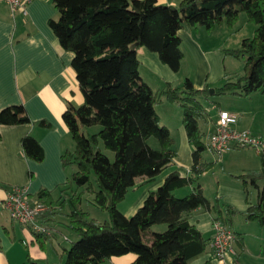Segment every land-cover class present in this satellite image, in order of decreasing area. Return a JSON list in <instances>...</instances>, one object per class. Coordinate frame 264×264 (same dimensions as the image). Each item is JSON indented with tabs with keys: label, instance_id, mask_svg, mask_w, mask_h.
Segmentation results:
<instances>
[{
	"label": "trees",
	"instance_id": "1",
	"mask_svg": "<svg viewBox=\"0 0 264 264\" xmlns=\"http://www.w3.org/2000/svg\"><path fill=\"white\" fill-rule=\"evenodd\" d=\"M57 17L48 20L62 50L73 54L71 68L83 96V103H68L61 115L74 147L60 156L63 169L74 167L61 191L71 186L69 221L64 224L69 247L63 251V264H103L114 256L134 254L131 264H190L205 252L208 240L189 220L195 210L209 213L212 222L230 228L231 218L241 215L264 228V154L261 166L240 175L252 185L262 183L256 202L244 211L227 205L219 197L212 203L204 196L199 176L208 169L200 161L206 149L198 121L204 117L201 99L209 85L195 89L190 79L181 85H167L155 92L139 73L137 50L145 47L158 55L162 64L178 72L182 41L178 32L186 26L212 30L232 26L244 12L255 25L254 35L243 38L240 47L227 50L245 57V73L225 81L214 93L230 92L248 96L256 91L264 96V0H181L177 6L158 4L157 0H51ZM164 98L183 109V125L192 147V165L186 176L168 173L162 184L149 192L142 205L129 217L117 209L137 178L151 180L174 164L176 152L167 127L159 126L155 105ZM22 105L0 110V125L30 124ZM49 127L45 121H37ZM157 141L158 148L150 145ZM23 154L40 162L44 153L30 135L20 140ZM101 147L113 153L110 160ZM193 186L192 192L177 197L174 191ZM86 202L108 214L98 222L80 207ZM70 194V193H69ZM45 210L38 223L41 233L30 231L37 239L48 232L55 210L51 195L42 189L36 196ZM71 233V234H70ZM73 234V236H72ZM30 264H36L30 262ZM208 264V263H206Z\"/></svg>",
	"mask_w": 264,
	"mask_h": 264
},
{
	"label": "crops",
	"instance_id": "2",
	"mask_svg": "<svg viewBox=\"0 0 264 264\" xmlns=\"http://www.w3.org/2000/svg\"><path fill=\"white\" fill-rule=\"evenodd\" d=\"M23 1L25 15L20 13L12 15L8 6L0 1V110L12 105H22L32 121L30 124L0 125V264H16L15 261H21L23 253L27 249L31 250L28 253L30 262L63 264V251L69 245L66 246L61 242L62 239L66 240L64 235L71 237L64 228V224L68 221L69 206L61 205L60 200L67 194L70 197V190L74 194H78L81 189L71 186L70 190L61 191L64 188V183L75 170L73 166L63 169L61 165L62 151L64 149L71 150L74 147L61 115L68 103L80 106L83 103V96L70 65L73 54L61 49L48 26V20L57 17L51 0ZM157 2L158 4L177 6L181 0H157ZM219 27L214 28L211 34L215 33L221 36L222 31V35H226L228 27L225 24H221ZM202 28L184 26L178 32L182 47L189 51L188 53L196 65L193 77L187 75V79L191 80L196 89H201L206 84L213 88L219 87L224 79L235 78L236 75L228 72L224 67L222 61L225 57L222 54H217L215 51L204 52L193 33V30H197L205 36L206 33L203 31L205 29ZM244 35L238 36L236 43H241V40L245 38ZM136 56L140 63V76L153 91H160L167 85L173 88L182 84L184 78L172 72L167 65L162 64L156 53L145 47H140ZM249 96H252L249 97L250 109L227 108L226 111L238 115L237 123L234 125L236 129L247 130L264 142V96L258 91ZM253 107L259 112L252 111ZM41 120L48 123L49 127L36 123ZM216 120V117L208 119L204 116L198 121L206 144V149L200 158L202 163H209L206 156L212 154L208 147V136L213 132ZM164 125L168 128L174 141L173 148L176 152L174 164L165 168L151 180L136 179L135 185L127 190L123 200L117 204L118 211L126 217L134 214L148 193L155 191L168 173L176 171L181 176H186L190 170L192 147L186 137L183 119L178 118L174 127L168 125L167 122ZM25 135L33 137L42 148L44 157L40 162L29 159L23 154L20 140ZM217 166L221 168L227 178L220 180L215 177L213 193H216V197L221 198L224 203L238 211H244L249 205L256 202L257 192L262 183L258 181L252 185L249 180L236 178V176L259 169L261 166L260 154L251 147L232 145L223 154ZM206 176L207 170L200 175V178ZM198 183L206 197L205 193L211 184L208 181L205 184L199 181ZM15 186L25 187L30 198H37V194L42 189L51 195L55 210L48 222V232L44 237L36 238L40 242L38 246L28 234L30 229L11 220L2 208V201L6 194ZM192 190L193 186H186L175 190L174 195L183 197ZM91 197L88 193L82 194L79 204L82 210L86 211L83 200ZM213 197L206 198L212 203ZM88 215L90 214L88 213ZM235 216L231 218V223ZM91 217L95 219L94 216ZM189 222L208 240L204 254L192 260L190 264H264L262 249L253 247L249 243L250 241L244 237L242 230L238 232L231 227L235 233V241L232 245L234 252L226 253L220 260L215 256L209 244L213 224L211 215L198 209L192 213ZM244 222V226H252L251 221ZM258 230H261L262 234L255 243L260 244L264 237L262 236L264 228L259 227ZM241 232L242 235H240ZM58 237L62 239L58 241ZM46 238L49 240L48 244L45 242ZM29 239L31 245L28 248L24 243ZM51 239H55V241L53 242ZM16 252H20L19 258L16 257ZM134 259L135 255L128 253L111 257L103 264H131Z\"/></svg>",
	"mask_w": 264,
	"mask_h": 264
},
{
	"label": "rangeland",
	"instance_id": "3",
	"mask_svg": "<svg viewBox=\"0 0 264 264\" xmlns=\"http://www.w3.org/2000/svg\"><path fill=\"white\" fill-rule=\"evenodd\" d=\"M239 15H240L239 18L236 20V22L232 26L226 25V27H228L226 35H222V31H221V36H218L215 33L211 34V31H213L214 29L206 30L204 27L202 29H205V30H203L206 33V34L204 33L205 36H203V34H201L199 31L193 30V33L195 36L194 38H196V40H198V42L201 44L204 52L215 51L217 54L218 53L222 54L225 57V59L222 61V64L224 65V67L227 69L228 72L235 74L236 77L242 76L245 73L246 59H245V57H235V56L229 54L227 52V50L237 49L240 47V42H238L239 44L236 43V39L238 36H241L242 34L243 35L246 34L243 37L250 38L254 35V31H255V25L247 20L246 14L244 12H242ZM196 27H202V26L197 25ZM217 27H219V26H216L215 28H217ZM196 29H198V28H196ZM217 31L219 32L220 30H217ZM226 48H231V49H226ZM188 52L189 51H186V49H184V47H182V45H181L182 58L180 61V67H179L178 72H174V73H177L179 76L183 77L184 78L183 81L185 79H187V77H188L187 75L193 77L194 72L196 71L195 62L193 61L192 57L190 56V54ZM233 78L224 79L223 82L220 83L219 87L225 81L233 80ZM215 88H217V86H215L214 88L209 86L208 94L206 95V98L201 99L202 106L204 108L203 115L206 118H208V119H211V118L214 119L215 117L217 118L219 110H226L227 108H233L235 110L250 109V107H249V103H250L249 99L250 98L249 97H252V96H249V95L248 96H240L237 94H232L230 92H225V93H221V94H217L214 92L211 93L210 90L215 89ZM155 92H159V91H155ZM161 100H162V103H160ZM161 100L155 105L157 115H158V117H160V121L158 122L159 126H165L164 124H166V122H167L168 125L174 127L176 124V120L178 118L183 119L182 106H180L176 102H168L163 97L161 98ZM251 110L254 112H259V110L257 111V109L255 107H253ZM150 145L154 148H158L157 141L154 138H152L150 140ZM101 150L103 151V153L105 155H107V157L110 160L114 159V155L112 152L105 150L102 147H101ZM222 156H223V154L220 156H216L213 153L208 154L206 156L207 161H209V163H207L208 164L207 176L205 178H200V176H199V178H198V181L202 184H205V182H207V181L211 184L207 188V191L205 193L207 198H211V196L216 197V193L215 194L213 193L215 177H217L220 180H225L227 178L226 175L221 171V168H219L217 166L218 163L220 162ZM236 178H240V177L236 176ZM70 198H71V196L69 197L68 194L66 197H61V200H60L61 205H64V206L69 205ZM83 201L85 204L84 208L90 214L89 215L90 218H92L91 216H94L98 222H103V221L108 220V214L105 211H102V210L97 209L96 207H94L90 204H87L85 199ZM68 213H69V211H68ZM67 219L69 221V218H67ZM244 221H247V220H245V218L243 216L241 217V216L236 215L235 218L233 219V223H230V228L232 227L233 229H235L238 232L240 230H242L244 232V235H245L244 237L250 241L249 243L255 248L260 247L262 249L261 252L264 254V237L262 239V243H260V244L255 243L257 241L258 237L262 234V231L258 230V228L261 226H259V224H257V222L252 221V222H250L252 226L246 227V226H244V223H245ZM246 223H249V222H246ZM28 234L30 235V238L33 240V242L38 246L40 244V242L36 239L35 235H33L31 233V231L28 232ZM242 234L243 233L241 232L240 235H242ZM72 236H73V234H72ZM262 236H264V232H263ZM47 239L48 238L45 239L46 240L45 242H47V244H48L49 240H47ZM61 239H62L61 237H58L57 240L60 241ZM51 241L54 242L55 239H51ZM61 243H64L66 246H68L70 244L69 241H66L64 239H62ZM24 245H26V247L29 248V246L31 245L30 239L25 241ZM30 252H31L30 249L25 250V252L23 253L21 261L20 260L15 261L16 264H24V263L30 264L31 260L28 256V253H30ZM15 254H16V257L19 258L20 252H16ZM12 257H13V255H12ZM22 260H23V263H22Z\"/></svg>",
	"mask_w": 264,
	"mask_h": 264
},
{
	"label": "built area",
	"instance_id": "4",
	"mask_svg": "<svg viewBox=\"0 0 264 264\" xmlns=\"http://www.w3.org/2000/svg\"><path fill=\"white\" fill-rule=\"evenodd\" d=\"M5 3L12 15H25L23 0H0ZM238 115L226 110H219L213 132L208 136V147L213 154L220 156L231 148L251 147L256 153L264 151V142L247 130L235 128ZM2 208L9 218L18 224L30 228L35 233H41L44 228L38 223L39 215L45 210V205L36 198H30L25 187L15 186L6 194L2 201ZM235 233L231 228L220 222L212 224L210 247L215 256L222 260L226 253H233Z\"/></svg>",
	"mask_w": 264,
	"mask_h": 264
},
{
	"label": "water",
	"instance_id": "5",
	"mask_svg": "<svg viewBox=\"0 0 264 264\" xmlns=\"http://www.w3.org/2000/svg\"><path fill=\"white\" fill-rule=\"evenodd\" d=\"M210 91H211V93H213L214 92V89H211Z\"/></svg>",
	"mask_w": 264,
	"mask_h": 264
}]
</instances>
